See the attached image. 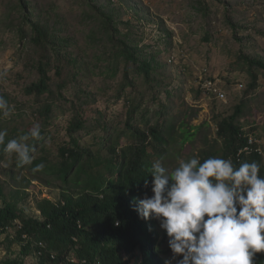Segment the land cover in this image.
<instances>
[{
  "label": "trees",
  "instance_id": "trees-1",
  "mask_svg": "<svg viewBox=\"0 0 264 264\" xmlns=\"http://www.w3.org/2000/svg\"><path fill=\"white\" fill-rule=\"evenodd\" d=\"M86 3L94 13L95 32L101 37L94 69L84 59L80 62L79 57L68 53L71 39L60 36L57 25L51 27L40 16H33L29 0H17L21 12L20 32L35 49L31 64L36 78L24 87V92L38 103L33 112L40 120L41 136L28 142L32 147L31 165L19 166L15 155L5 153L3 146H0V165L6 164L10 176L16 172L30 175L27 184L37 179L48 185L56 184L62 193L58 202L45 198L38 201L43 218L18 213L17 203L4 199L0 207V226L14 228V240L22 243L23 253L40 251L38 264H79L80 259H85L86 264H127L122 260L121 250L130 257H135L137 250L141 252L142 258L137 264H165L158 254L156 220L141 219L135 206L137 200L151 190L152 177L148 172L151 164L159 160L166 166L172 157L170 146L178 140L182 147L194 138L201 126L187 127L188 122L183 118L176 130L169 117L173 93L166 85L155 81L154 58L145 57L138 42L129 32L121 31L119 23L103 6L90 0ZM25 26L29 28L28 34ZM95 32H91V38ZM242 61L254 82L255 68L264 71V63L244 56ZM101 62H105L104 66L98 65L101 74L113 77L119 63L124 64L123 79L116 89V97L125 100L123 122L107 123L99 109L90 108L94 100L91 91L79 84L82 75L86 78L96 74L95 66ZM54 77H57L55 82ZM139 79L148 85V94L135 93ZM126 88L134 95L124 97ZM71 89L72 99L67 101L66 94ZM161 92L165 94V101L160 99ZM146 101L152 103L153 109ZM66 102L70 104L67 110L71 113L66 126L67 138L55 141L52 137L49 144L50 119L56 107L66 111ZM244 106L245 101H242L230 115L215 119V138L196 156L201 162L209 157L230 158L236 168L243 162L255 161L260 164L259 175L264 177L263 155L242 150L249 136H258L254 129L251 133L243 130L240 117ZM91 111L96 115L93 119H90ZM23 122L21 113L13 119L0 120V130L7 131L5 144L26 134L33 125ZM90 134L92 139L86 143L83 138ZM39 164H43L44 169L33 173L31 169ZM0 195L4 196L1 184ZM72 252L77 261L70 260ZM254 264H264V253L256 254Z\"/></svg>",
  "mask_w": 264,
  "mask_h": 264
},
{
  "label": "rangeland",
  "instance_id": "rangeland-1",
  "mask_svg": "<svg viewBox=\"0 0 264 264\" xmlns=\"http://www.w3.org/2000/svg\"><path fill=\"white\" fill-rule=\"evenodd\" d=\"M29 1L33 5V16H40L51 27L57 25V33L71 39L67 46L68 53L72 57H79L80 62L84 59L94 69V57L101 37L95 32L94 13L86 0ZM90 1L112 14L121 31L130 33L148 60L154 58L155 81L166 85L173 93L169 117H172L170 120L175 123L176 130L183 118L188 122L187 127L201 126L194 138L182 147L178 140L170 146L172 157L165 167L174 169L180 159L196 156L215 138V119L230 115L242 101H245L240 117L243 130L251 133L254 129L264 159V71L255 68L256 80L253 82L248 67L242 61L244 56L264 63V0ZM58 21L61 23L57 24ZM21 25L17 0H0V72L6 73L0 80V96L14 108L7 119L21 113L24 124H35L40 122L33 112L38 103L33 96L24 92V87L36 78L31 64L35 49L28 38L21 34ZM26 27L28 34L29 28ZM92 31L96 33L94 38H91ZM98 65L104 66L105 62L95 66L96 74L91 77L82 75L79 84L91 91L94 100L90 108L99 109L107 123L123 122L125 100L116 97V89L123 79L124 64L119 63L114 77L101 74ZM206 78H211L224 92L223 99L203 93L202 83ZM55 81L57 77H54ZM71 91L66 94L67 101L72 99ZM136 91L148 94L149 87L139 79ZM130 93L134 95L130 88H126L123 96ZM160 99L165 101L163 92ZM145 104L153 109L150 101ZM69 105V102L65 103L64 112L60 107L54 110L55 115L47 127L51 137L47 140L49 144L52 137L55 141L66 137V126L71 115L67 110ZM91 113L90 119H93L96 115L94 111ZM19 125L22 128L23 125ZM92 136H85L83 140L90 143ZM28 176L25 172L10 176L6 164L0 165V184L4 195H0V207L4 199L15 201L18 213L43 218L38 201L45 198L58 202L62 190L56 184L48 185L37 179L27 184ZM145 194L150 196L151 190ZM156 228L158 254L165 263L172 255L168 238L157 220ZM0 239V264H38L35 252L23 253L22 243L14 240V228L0 234ZM72 255L75 256V253L72 252ZM121 257L127 264H137L142 253L137 250L135 257H130L121 250ZM171 264H176V261H171Z\"/></svg>",
  "mask_w": 264,
  "mask_h": 264
},
{
  "label": "clouds",
  "instance_id": "clouds-1",
  "mask_svg": "<svg viewBox=\"0 0 264 264\" xmlns=\"http://www.w3.org/2000/svg\"><path fill=\"white\" fill-rule=\"evenodd\" d=\"M6 73L0 72V80ZM14 108L0 96V120L10 118ZM6 130H0V146L15 155L19 166L31 165L30 140H38V123L5 144ZM44 169L36 165L33 173ZM151 195L137 200L135 211L147 221L155 219L166 233L170 260L165 264H254L264 253V177L260 164L198 156L180 159L169 169L159 160L148 169ZM148 181L145 180L147 187Z\"/></svg>",
  "mask_w": 264,
  "mask_h": 264
},
{
  "label": "built area",
  "instance_id": "built-area-1",
  "mask_svg": "<svg viewBox=\"0 0 264 264\" xmlns=\"http://www.w3.org/2000/svg\"><path fill=\"white\" fill-rule=\"evenodd\" d=\"M202 90L203 93H205L206 95L209 96H216L219 98H224L225 94L224 92L217 86V84L211 79V78H206L203 83H202ZM243 151H245L246 153H250L251 151L257 152L259 154H263L262 153V149L260 146V140L255 138L254 136H249L248 139V143L247 145H245L242 149ZM12 229V227L10 226H0V234L3 233H8L9 230ZM1 241V239H0ZM41 245V243H40ZM37 257H39V255L41 254L40 251L35 253ZM71 261H77V259L75 258L74 255L71 256L70 258ZM79 264H86V260L85 259H80L77 261Z\"/></svg>",
  "mask_w": 264,
  "mask_h": 264
}]
</instances>
